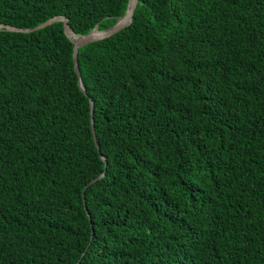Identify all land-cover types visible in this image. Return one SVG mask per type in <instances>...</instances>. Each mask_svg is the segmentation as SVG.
<instances>
[{
	"label": "trees",
	"instance_id": "obj_1",
	"mask_svg": "<svg viewBox=\"0 0 264 264\" xmlns=\"http://www.w3.org/2000/svg\"><path fill=\"white\" fill-rule=\"evenodd\" d=\"M127 6L0 0V264H264V0H139L86 95L62 22L6 28Z\"/></svg>",
	"mask_w": 264,
	"mask_h": 264
},
{
	"label": "water",
	"instance_id": "obj_2",
	"mask_svg": "<svg viewBox=\"0 0 264 264\" xmlns=\"http://www.w3.org/2000/svg\"><path fill=\"white\" fill-rule=\"evenodd\" d=\"M138 1L139 0H128V6H127V9H126V12L109 29L103 30V31H99V30H97V28H94L91 32H89L88 34L83 35V36H77L70 29V27L68 25V19H66V18H64L62 16L51 18V19L47 20L46 22H44L43 24H41V25H39L37 27L31 28V29H17V28H13V27H6V28L8 30H10V31L29 33V32H34V31H37V30L44 29V28H46V27H48V26H50V25H52L54 23L62 22L63 23L64 33H65L66 37L73 44L74 70H75L76 75L79 78V80H78L79 87L84 92V94L86 95L85 89H84V87L82 85V82L80 80V72H79V67H78V49L81 48V47H84V46H86V45H88L90 43H93V42H96V41H100V40H103L105 38H109V37L115 35L116 33L120 32L122 29H125L126 27H128L133 21V16H134V12L136 10ZM0 27H4V26L0 25ZM72 35L76 36V40L72 39ZM89 102H90V115H91V130H92V133H93V139H94V141L96 143L94 122H93V119H92L93 114H94L93 102H92V100H90ZM96 146H97V144H96ZM97 148H98V146H97ZM104 162H105V160H104ZM101 177H102V175H100L98 177V179L101 178ZM94 181H96V179L93 180L92 182H94ZM85 189L86 188H84V190Z\"/></svg>",
	"mask_w": 264,
	"mask_h": 264
},
{
	"label": "bare ground",
	"instance_id": "obj_3",
	"mask_svg": "<svg viewBox=\"0 0 264 264\" xmlns=\"http://www.w3.org/2000/svg\"><path fill=\"white\" fill-rule=\"evenodd\" d=\"M72 39H73V40H76V36L72 35Z\"/></svg>",
	"mask_w": 264,
	"mask_h": 264
}]
</instances>
